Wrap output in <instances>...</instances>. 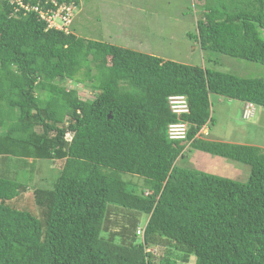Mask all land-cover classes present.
I'll list each match as a JSON object with an SVG mask.
<instances>
[{
	"label": "trees",
	"instance_id": "trees-1",
	"mask_svg": "<svg viewBox=\"0 0 264 264\" xmlns=\"http://www.w3.org/2000/svg\"><path fill=\"white\" fill-rule=\"evenodd\" d=\"M197 1L203 51L264 64V0ZM75 26L49 27L0 0V264H264V148L201 132L214 122L212 94L264 108V78L86 38ZM172 95L190 111L173 112ZM175 122L190 125L185 139L170 138ZM196 150L250 166L247 180L187 165ZM29 159L60 169L53 188L32 192L33 210L15 204L30 192ZM152 246L180 254L158 259Z\"/></svg>",
	"mask_w": 264,
	"mask_h": 264
},
{
	"label": "rangeland",
	"instance_id": "rangeland-1",
	"mask_svg": "<svg viewBox=\"0 0 264 264\" xmlns=\"http://www.w3.org/2000/svg\"><path fill=\"white\" fill-rule=\"evenodd\" d=\"M199 2L202 3L203 0ZM199 2L197 1L198 4ZM77 6L80 9L74 18L76 29L72 28L77 35L164 59L213 67L242 77L264 78V64L201 49L195 38L196 20L200 17L201 10L194 6V0H79ZM69 85L77 88L82 98L94 97L89 87H82L74 81H69ZM211 102L214 122L207 126L211 130V138L226 142L246 141L247 145L264 146V113L259 110L256 116L244 118L239 106H235L240 105L241 101L218 94L211 95ZM202 134L205 135L203 131ZM196 152L197 150L189 153L191 156L185 162L187 165L201 170L209 169L212 173L239 181L247 180L250 166L205 152L222 161V164L212 166V159L207 168L204 162L207 159L197 157ZM12 160L8 161V168L17 169L16 163L19 161ZM29 161L30 164L23 167H27L30 172L26 178H22L27 182L30 192L25 193L15 204H27L33 210L32 192L38 187L53 188L60 169L50 160ZM179 163L183 164L181 159ZM122 176L127 179L130 175L124 173ZM148 251L155 253L158 259L169 255L173 258L180 254L177 250L165 253V247L159 250L157 246H152ZM177 264H196V257L192 256L189 262L178 259Z\"/></svg>",
	"mask_w": 264,
	"mask_h": 264
},
{
	"label": "built area",
	"instance_id": "built-area-1",
	"mask_svg": "<svg viewBox=\"0 0 264 264\" xmlns=\"http://www.w3.org/2000/svg\"><path fill=\"white\" fill-rule=\"evenodd\" d=\"M54 4L55 8L46 9L43 6L37 4L33 5L25 3L24 0H15L20 8L25 10H35L40 16L49 22V27H57L67 32L70 31V26L74 21L75 15L79 7L74 3H60L59 0H49ZM169 104L173 112L177 114L187 113L190 111L187 97L184 95H172L169 98ZM255 112V104L248 102L245 107L244 116L246 118L253 117ZM190 125L187 122H175L169 125V136L172 139H185ZM208 133V127L204 126L201 132ZM140 235L144 234V228H138Z\"/></svg>",
	"mask_w": 264,
	"mask_h": 264
},
{
	"label": "crops",
	"instance_id": "crops-1",
	"mask_svg": "<svg viewBox=\"0 0 264 264\" xmlns=\"http://www.w3.org/2000/svg\"><path fill=\"white\" fill-rule=\"evenodd\" d=\"M240 101H241V100H239V102H240ZM221 102H223V101H221ZM246 103H247V102H243V101H241V104H240V105H237V104L235 105L236 107L239 106L238 109L241 111L242 116H243V112H244V108H245V106H246ZM256 108H257V109H256V111H255V116H256V114L259 113V110H260V113H261V112L264 113V108L259 107V106H256ZM212 139H214V140H219L218 138L216 139L215 137L212 138ZM227 141L232 142L231 140H227ZM233 143L247 144L246 141H245V142H242V141H233ZM261 147L264 148V146H261ZM196 153L198 154L197 157L207 159L206 161H204V162H206V167H207V168H209L208 165H209V163H211V160H212V159H214L212 166H215L216 164H222V161H221L220 159H218V158H216V157H213V156H211V155H207V153H205V152H203V151H199V150H197ZM212 166H211V167H212ZM236 167H237V166H236ZM237 168H238V167H237ZM205 171H209V172H210L209 169H208V170H205Z\"/></svg>",
	"mask_w": 264,
	"mask_h": 264
},
{
	"label": "clouds",
	"instance_id": "clouds-1",
	"mask_svg": "<svg viewBox=\"0 0 264 264\" xmlns=\"http://www.w3.org/2000/svg\"><path fill=\"white\" fill-rule=\"evenodd\" d=\"M79 9H80V8H79ZM247 103H248V102H247ZM247 103H246V104H247ZM256 106H257V105L255 104V111H256V109H257ZM245 107H246V106H245ZM244 111H245V108H244ZM253 116H255V112H254V115H253ZM243 117L246 118V117L244 116V112H243ZM250 118H251V117H250ZM150 193H151V192H146L147 195L150 194Z\"/></svg>",
	"mask_w": 264,
	"mask_h": 264
}]
</instances>
